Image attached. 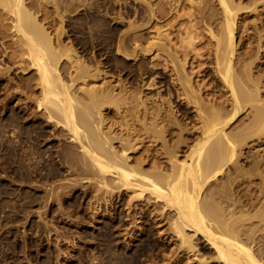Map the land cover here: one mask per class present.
Returning <instances> with one entry per match:
<instances>
[{
	"label": "bare ground",
	"instance_id": "1",
	"mask_svg": "<svg viewBox=\"0 0 264 264\" xmlns=\"http://www.w3.org/2000/svg\"><path fill=\"white\" fill-rule=\"evenodd\" d=\"M242 1L0 0V264H21L26 248L38 259L18 226L38 234L54 205L84 240L77 256L63 251L74 264H264V157L259 174L249 165L262 183L236 194L253 176L242 149L264 138V29H239ZM160 78L170 110L150 95ZM17 90L35 108L13 112ZM47 133L59 150L42 148ZM90 193L85 220L74 207ZM123 212L145 226L122 240Z\"/></svg>",
	"mask_w": 264,
	"mask_h": 264
},
{
	"label": "rangeland",
	"instance_id": "2",
	"mask_svg": "<svg viewBox=\"0 0 264 264\" xmlns=\"http://www.w3.org/2000/svg\"><path fill=\"white\" fill-rule=\"evenodd\" d=\"M169 1V0H168ZM238 1V0H237ZM242 1V0H241ZM244 1V2H243ZM242 2H243V4L245 3V5H250V8L248 9H245V11L243 10V11H239V13H238V24H239V29H241L242 27H245L246 28V26L247 25H249V26H247L248 28H251V29H254V28H252V27H250L252 24H256V23H258V24H256L255 26H256V28H263L264 29V22H262V21H264L263 20V18H264V13H263V15L260 13L261 11V9H262V5L261 4H263V2L264 1H262V0H256V4H257V7L254 9L253 8V10H252V7H254V5H255V3H254V1L253 2H247L248 0H243ZM262 1V2H261ZM131 3H132V1H131ZM250 3V4H249ZM133 4H135L134 6L135 7H137V8H140V10H141V5H140V3L139 2H133L131 5H133ZM116 6V7H115ZM252 6V7H251ZM114 8V9H113ZM125 9V7H122V6H120L119 4H116V5H114V6H111V11L114 13H112L111 12V14H113V15H115L117 12H118V10H120V9ZM122 9V10H123ZM186 9H187V11H189L190 10V7H187V8H185V11H186ZM247 10H249V11H247ZM133 10H131V12L129 13V15L127 14V13H125L124 15H126L127 16V19L128 18H131V14H133L134 15V13L132 12ZM241 12H244V13H241ZM250 12V13H249ZM261 14H259V13ZM259 15V16H258ZM125 16V17H126ZM140 16V15H139ZM261 16H263L262 17V20H260V17ZM132 17H134V16H132ZM141 19V16H140V18L138 17V20H140ZM260 22H262V24L260 23ZM242 25H246V26H242ZM261 25V26H260ZM254 26V27H255ZM258 26V27H257ZM244 29V28H243ZM263 29H261V30H263ZM208 30H206V34L207 35H205V37H204V40H203V42H202V44L203 45H201L202 46V49H204L205 50V48L207 47L208 49H209V46L211 45V42H213L214 41V39H211V37H210V33L209 32H207ZM239 32H237V36L239 35L238 34ZM151 35H155V32H152V33H150ZM210 39V40H209ZM257 42V40L254 38V39H252V41L251 42H249L248 44H245V46L246 45H249L250 46V44H251V46H252V43L255 45V46H257L258 45V42ZM206 44V46H204ZM245 46H244V48L242 47V48H239L240 49V51H241V49H245ZM206 48V49H207ZM263 49V48H262ZM264 50V49H263ZM205 51H207V50H205ZM209 53H210V51L208 50V55H209ZM210 58H211V55H210ZM262 59H264V58H262ZM262 59H261V61H262ZM260 60V59H259ZM259 60H255V62L256 61H259ZM209 61V60H208ZM9 63V62H8ZM209 63H212L213 64V62H209ZM10 65H12V63H9ZM264 68V67H263ZM255 69L256 68H254V74H256L257 76H259L260 75V71H258L257 69H256V71H255ZM18 70V69H17ZM34 70H32L30 73H32ZM17 73V74H16ZM262 74H263V76H264V71L263 72H261ZM10 76H13L14 77V81L15 82H20L21 81V79H19V78H21V76H19L18 75V72L16 71V68L14 67V68H12V70L10 71ZM151 79V77H149V79H147V80H150ZM160 82V84L162 85V86H160V87H158L156 90H153L151 93H150V95H152V96H154L155 97V95L157 96L158 95V93L160 92V93H162L161 94V97L162 98H157V99H160V101H164V99H165V101H164V104H166L165 106H166V108L167 109H169L170 110V104L168 103V99L169 98H166V97H168L169 96V92H168V89L170 88V84H169V81H166V83H165V80H163L162 78H160V79H158ZM168 80H169V78H168ZM14 81L12 82L13 84H15L14 83ZM17 82V83H18ZM168 82V83H167ZM213 82V80H210L209 81V83H212ZM16 85V84H15ZM221 85V84H220ZM219 85V87H218V89L219 88H221L222 86H220ZM169 86V87H168ZM19 89H25L23 86H21L20 84H19ZM15 91V90H14ZM18 91V90H17ZM16 91V93L15 92H13L14 93V97L13 98H10L11 100H10V108H11V106H12V110H13V112L15 111V112H17V111H19V108H20V106H22V105H32V108H35V107H33V106H35V103H29V100H28V97H27V95L25 94V93H20V91H18L17 92ZM165 97V98H164ZM16 98V99H15ZM20 99V100H19ZM24 99V100H23ZM28 100V102H26ZM16 102V103H15ZM167 102V103H166ZM20 103H22V104H20ZM28 103V104H27ZM34 104V105H33ZM175 104H177V102H175ZM13 106L15 107V108H13ZM178 106H176V108H177ZM15 109V110H14ZM34 111H35V109H33ZM7 112V113H6ZM5 112V114H4V118L5 117H8L9 116V111L7 110ZM181 112H178L177 114L179 115V118H181L182 119V116H183V114H180ZM40 121L42 122V124H44L45 122H43V120L42 119H40ZM194 122L192 121V124H193ZM191 125V124H190ZM196 125V127H197V125H199V124H195ZM243 126H241L239 129H241ZM46 129H48V133H49V130H51V128L49 127V128H46ZM46 134V135H48L47 136V139H45V141H43L42 143H43V146H42V148H44V149H47V148H50V146H52V144L53 143H56L55 144V146L54 147H52V149H55L56 148V150L58 149H60L61 148V144L60 143H58V142H55V141H51L50 140V138H52L53 136H51L50 138H48L49 137V134ZM257 136V135H256ZM256 136H254L255 138H256ZM253 137V136H252ZM251 137V139H249V144H247V145H245V149L243 148L242 149V151H243V156H244V158H250L251 160H249L245 165L246 166H248V167H246L245 166V171H247V172H249L250 170H251V168L253 169L252 170V172H254V174H257L256 173V170H257V172L259 171V169H260V167L261 166H259L258 167V169H257V167H255V161H257V159H261V160H263L262 158L264 157V149H262L261 147H264V138H263V141L261 140V139H258V138H252ZM49 139V140H48ZM254 140H256V141H254ZM259 140H261L263 143H262V145L259 147V145H260V143L258 144V141ZM260 142V141H259ZM258 144V145H257ZM57 145V146H56ZM246 146H248V147H246ZM58 147V148H57ZM249 147H251V148H249ZM253 147L255 148L254 150H253ZM249 149V150H248ZM250 149H251V151H250ZM259 149V150H258ZM262 149V150H261ZM246 151V152H245ZM261 151V152H260ZM253 152V153H252ZM254 152H256V153H254ZM245 154H246V156H245ZM247 155H249V156H247ZM255 155H257V156H255ZM263 155V156H262ZM243 156H241V157H243ZM252 157V158H251ZM255 157H257V158H255ZM254 158V159H253ZM254 161V162H253ZM262 166L263 167H261V168H264V162L262 161ZM253 166V167H251L250 168V166ZM250 168V169H249ZM255 170V171H254ZM260 170H262V169H260ZM263 171V173H264V170H262ZM262 171H260L261 173L260 174H262ZM246 174H248V173H245V175H243L242 177H241V179L242 180H246L247 182H245L244 184L242 183V182H244V181H241V183H242V185H240V186H244L243 188H242V190H241V187L239 186L238 187V182L236 183V185H237V187H238V189L241 191H238L237 192V190H235L234 192L236 193V194H243V193H245V192H249V191H247L246 189L248 188V186H247V183L248 184H251V181L253 182V183H255V182H257L258 184H261L262 183V178L263 177H261V176H259V177H257L258 175H253V174H251V171H250V174L249 175H253L252 177H247V175ZM258 174H259V172H258ZM74 175H76V174H73V176ZM264 175V174H263ZM254 176H255V178H254ZM261 178V179H260ZM240 179V180H241ZM253 179V180H252ZM256 181H255V180ZM258 179V180H257ZM240 180H239V182H240ZM251 180V181H250ZM261 180V181H260ZM255 181V182H254ZM88 182V181H87ZM89 183V182H88ZM88 183H84L85 185H87L88 186ZM252 183V186H254V184ZM257 183H255V186L257 185ZM50 184H47V186H49ZM245 186H246V189H245ZM259 186V185H258ZM258 186H256V187H253V190H256L257 188H258ZM255 188V189H254ZM236 189V188H235ZM243 190H245V192H242ZM94 193V192H93ZM93 193H90V195L88 196V198L87 199H89V203L87 202V200L85 201V206L87 205V207H86V209H78V206L77 205H75V207H74V210H78V214L79 215H82L83 217H84V219L85 220H88L89 219V213H91V205H90V202H94L95 203V198L94 197H92L91 195L93 194ZM235 194V195H236ZM239 194V195H240ZM225 195V194H224ZM91 197V198H90ZM226 197H227V194L225 195V197H223V199H226ZM93 200V201H92ZM114 201H115V203H116V200L114 199ZM261 204H263V201L261 202ZM261 204H259V205H261ZM88 205H90V206H88ZM103 206H105V205H103ZM90 207V208H89ZM106 207V206H105ZM105 207H103V208H105ZM56 210H58L57 209V207H56V205H54L53 206V208H52V211L50 212V213H52V215L51 214H49V215H51L52 217H47L48 219H49V222H48V224H46L45 222H44V220H42L41 221V224L43 225L44 223V225H43V227L44 228H42V229H40V231L38 232V234H36V230H34V228L31 226V224H32V220L33 219H35V212H34V216H32L31 217V223H29V224H27V225H25V224H20V226H18V229H19V232L21 233V234H26L27 235V237H28V239L31 237V240H36V243H37V246H38V244H39V250L41 251V253L39 254V257H38V259L36 260L35 258H30V256L29 255H31L32 256V254H30L31 252H30V250H28L27 248H26V250L27 251H24V252H22L21 253V256H19L20 258H22V262H21V264H46L45 263V261L47 260V259H44V258H48V256L49 255H52L51 254V252L53 253V255H52V261L53 262H51V264H56L57 263V261H58V259H62V261H64L65 263H67V264H74V263H76V261L72 258V257H70V258H66V257H64L63 255L65 254V253H67V251L68 252H72V253H70L71 254V256H77L78 255V251H79V247H81V246H83V244H84V240H82V239H80L79 237H77V235H78V233L75 231V230H67L66 228V225H69L70 223L72 224V225H74L75 224V222L74 223H72L71 222V219L70 218H68V217H66L67 216V214H65L64 212H62V211H59L60 213H58V215L56 214V216L55 217H53V213L55 212V209ZM75 208H77V209H75ZM107 208V207H106ZM110 210H114L113 209V207H110ZM123 210V209H122ZM85 211V212H84ZM86 211H88V212H86ZM104 211L106 212V209H104ZM120 211H121V209H120ZM123 211H125V210H123ZM62 212V213H61ZM82 212V213H81ZM124 213V214H123ZM123 213H121L120 215L121 216H123V218L122 219H120V222H117L118 224L119 223H122V222H124V223H122V224H119V227H120V229H119V232L121 233V234H123V235H121V239L123 238V236L125 237V232L128 230V229H131V231H132V233H134V234H139L140 232H141V230L143 229V227L145 226V222H143V221H141L140 222V224H139V227H134V226H132V224L131 223H129V222H127L126 220H124V218H125V216H126V214H125V212H123ZM64 214V215H63ZM140 214V213H139ZM63 215V216H62ZM100 216H102V217H100ZM98 218L99 219H102V218H105L106 216H103V215H100ZM60 218V219H59ZM124 220V221H123ZM73 221V220H72ZM69 222V223H68ZM121 225V226H120ZM30 226V227H29ZM169 226V225H168ZM65 227V228H64ZM166 227V226H165ZM32 230H31V229ZM55 228V229H54ZM57 228V229H56ZM128 228V229H127ZM47 229V230H46ZM28 230H30L29 232L30 233H28ZM62 230H64V231H62ZM65 230H67L66 232H65ZM25 231H27V232H25ZM34 231V232H33ZM33 233H35V234H33ZM65 233V234H64ZM69 233V234H68ZM33 234V235H32ZM41 234V235H40ZM3 235V234H2ZM1 235V236H2ZM39 235V236H38ZM65 235H67V236H65ZM39 237V238H38ZM19 238V237H18ZM16 239L19 243H22L23 241L19 238V239ZM68 238V239H67ZM69 241V242H67V240ZM123 239H126V237L125 238H123ZM122 239V240H123ZM39 240H40V242H39ZM42 242V243H41ZM50 244V245H49ZM78 245H80V246H78ZM50 249H52V250H50ZM68 249V250H67ZM50 250V251H49ZM56 250V251H55ZM59 250V253L57 252ZM60 250H61V252H60ZM65 250H67V251H65ZM63 251H65V253L63 252ZM55 252H56V254H55ZM63 252V253H62ZM43 253V254H42ZM47 253V254H46ZM58 253V254H57ZM160 253V254H159ZM158 253V258H157V256H156V259H158V260H160V261H162L161 260V255H162V253L161 252H159ZM24 254V255H23ZM29 254V255H28ZM49 254V255H48ZM55 255V256H54ZM62 255V256H61ZM47 256V257H46ZM59 256H61V257H59ZM56 258V260H55V258ZM163 257V256H162ZM66 259V260H65ZM163 259V258H162ZM39 261V262H38ZM44 261V262H43ZM148 262H150V260H148ZM59 263V262H58Z\"/></svg>",
	"mask_w": 264,
	"mask_h": 264
}]
</instances>
